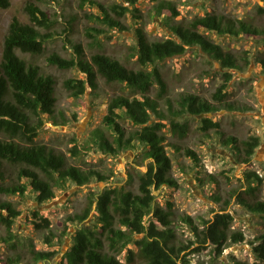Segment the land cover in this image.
<instances>
[{"label": "trees", "instance_id": "trees-1", "mask_svg": "<svg viewBox=\"0 0 264 264\" xmlns=\"http://www.w3.org/2000/svg\"><path fill=\"white\" fill-rule=\"evenodd\" d=\"M129 1L131 4L135 3V0ZM260 1L263 5L256 7L255 17L249 21L234 22L214 13H206L192 18L186 24H167L175 38L150 40L144 28L138 26L133 29L135 44L131 46L132 60L121 61L104 52H94L87 59L79 44H73L76 58L61 57L57 53L47 57L49 65L62 70L78 68L84 75L81 79L67 78L63 81L64 89L73 98L82 96L88 88L93 93L97 92L100 87L99 79L106 84H122L127 92L110 98L101 125L90 133L91 144L103 153L115 155L133 148L134 143L139 142L147 147L144 158L149 159L146 172L140 173L138 177L136 191L124 187L107 188L95 200H89L88 206L82 212L65 218L71 223H82L89 216L93 202H96L95 221L92 225H83L76 229L71 247L62 255L58 264L186 262L182 252L188 246L183 244L173 226V210L171 206H159L153 194V188L158 189L164 184L176 185L170 175L172 161L166 151L167 138L163 129L168 128L173 136L183 140L191 131V124L186 116L196 117L215 112L216 108L196 94H180L176 102L172 103L166 98L167 84L159 63L184 55L190 47H197L221 67L243 71L239 60H244L248 65V56H234L211 40L208 34L232 37L246 35L264 42V24L259 23L264 21V0ZM91 3L100 11V15L93 16L98 22L119 33L130 29L121 19L126 16L128 8L118 4L105 6L95 0ZM9 4V0H0L1 8H8ZM24 9L28 22H21L16 17L11 20L3 39L0 60V134L4 137L0 140V180H7L2 167L4 161L23 166L18 171L16 181L7 180L0 184V194L17 197L31 194L37 203L43 204L53 200L55 189L65 188L68 182L80 186L89 183L93 177L100 181L105 180V177L98 171L82 170L67 164L64 156L36 142L45 125V118L54 117L57 101L56 80L52 75L42 73L38 65L26 58L43 53L50 34L43 33L41 29L49 27L48 16L30 0L26 2ZM152 13L166 15L167 23L179 15L174 3L166 0H158ZM91 30L98 34L105 32L104 28L92 27ZM252 60L260 66L264 74V51L254 54ZM224 76L225 82L213 94V98L223 105L227 103V95L223 89L231 75L225 72ZM155 86L158 91L155 97H151L150 93ZM163 99L166 101L167 116L166 110L159 107V101ZM227 107L232 108L229 105ZM152 115L158 119H167L169 124L151 122ZM124 119L131 122L133 128L124 127L121 122ZM200 122V130L205 132L220 126L218 122L207 117L201 118ZM235 141L231 137L224 143L231 146L239 161L249 162L259 145V138L250 137L238 143ZM173 147L180 151L178 146ZM70 152L73 157H77L81 149L74 145ZM183 152L197 161L194 150L185 148ZM246 181L248 186L238 195V199L249 211L264 214V201L255 197L262 183L261 177L248 171ZM211 182L215 183L214 177ZM248 196L251 197L247 198ZM20 213L21 210L12 200L0 198V226H3L6 233L5 236H0V246L16 247L14 223ZM43 221L48 226V220L43 218ZM183 222L189 225L195 243L209 244L218 253L230 243L245 240L241 231L232 230L233 217L229 213L215 214L202 227L194 224L189 216L184 217ZM256 240L260 241L252 248L257 259L256 264H264V234ZM124 251L122 261L119 256ZM30 254L35 262L51 260L54 256L53 251H37L34 248L30 249ZM21 261L19 256L0 258V263L4 264H18Z\"/></svg>", "mask_w": 264, "mask_h": 264}, {"label": "rangeland", "instance_id": "rangeland-1", "mask_svg": "<svg viewBox=\"0 0 264 264\" xmlns=\"http://www.w3.org/2000/svg\"><path fill=\"white\" fill-rule=\"evenodd\" d=\"M27 1L9 0L8 8L0 7V60L3 39L11 20L16 17L21 22H28L24 9ZM30 1L47 14L49 27L41 30L50 34V38L43 53L26 58L38 65L42 73L54 77L57 98L54 117L45 118V125L36 142L64 156L69 165L82 170L98 171L105 180L93 177L89 183L80 186L68 182L65 188L55 189L53 200L43 204L37 203L31 194L23 197L0 194V198L12 200L21 210L14 223L16 247L0 246V258L19 256L22 261L18 264H58L62 255L71 247L76 229L92 225L95 221L96 202H93L89 216L82 223H71L65 218L82 212L89 200L96 198L107 188L124 187L136 191L138 177L140 173L146 172L149 159L144 158L147 147L139 142H135L131 149L110 155L93 147L90 141V133L101 125L110 98L126 93L127 89L122 84H106L99 79L100 87L97 92L93 93L88 88L82 96L73 98L64 89L63 81L67 78L81 79L84 75L78 68L62 70L49 65L47 57L57 53L61 57L76 58L73 44H79L87 59L94 52H104L126 61L132 58L131 46L135 44L133 29L138 26L144 28L150 40L175 38L167 24H186L192 18L206 13H214L234 22L249 21L255 17L256 7L263 4L260 0H166L173 2L179 13L167 23L166 15L152 13L158 0H135L133 4L129 0H95L105 6L118 4L128 8L126 16L121 19L130 29L119 33L93 18L100 15L97 6L91 3L94 0ZM111 14L117 18L114 13ZM259 23L264 24V21ZM92 27L104 28L105 32L98 34L91 30ZM208 35L234 56L244 58L247 55L249 64L239 60L243 71L223 68L197 47H190L184 55L159 63L167 84L166 98L174 103L180 94H196L213 104L216 111L196 117L186 116L191 124V131L183 140L173 136L168 128L163 129L167 138L166 151L172 161L170 175L176 185L164 184L158 189L153 188V194L159 206H171L173 226L183 244L188 246L182 252L186 262L180 261L179 264H256L252 248L260 242L256 238L264 234V214L249 211L242 205L238 195L246 190V173L252 171L262 179L255 197L264 201V74L252 60L254 54L264 51V42L246 35ZM225 72L230 73L231 77L223 89L227 95V103L223 105L213 98V94L225 82ZM157 91L158 87L155 86L150 96L155 97ZM228 105L232 108L229 109ZM159 107L166 110L167 116L165 99L159 101ZM203 117L211 118L220 126L210 128L207 132L200 130V120ZM154 121L169 124L167 119H158L152 115L151 122ZM121 122L124 127L133 128L127 119ZM231 137L236 143L250 137L259 138V145L249 162L239 161L231 146L225 145V140ZM3 138L0 134V140ZM74 145L81 149L77 157H73L70 152ZM174 145L180 151L175 150ZM185 148L195 151L196 162L184 154ZM2 165L7 180L16 181L23 165L6 161ZM212 177L215 183L211 182ZM7 180H0V184ZM243 195L245 196L244 193ZM217 213H229L233 217L232 230L241 231L245 236L243 242L230 243L221 253L209 244L195 243L193 232L183 222V218L189 216L194 224L202 227L204 222L213 219ZM43 218L48 220V226ZM5 234L3 226H0V236ZM129 247L133 248L132 245ZM32 248L37 251H53L54 256L51 260L35 262L30 254ZM124 254L125 251L119 256L122 261Z\"/></svg>", "mask_w": 264, "mask_h": 264}]
</instances>
